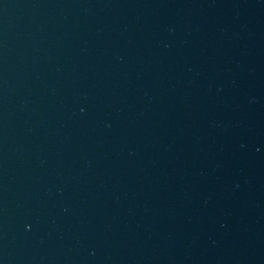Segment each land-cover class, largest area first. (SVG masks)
<instances>
[{
    "label": "water",
    "instance_id": "water-1",
    "mask_svg": "<svg viewBox=\"0 0 264 264\" xmlns=\"http://www.w3.org/2000/svg\"><path fill=\"white\" fill-rule=\"evenodd\" d=\"M0 264H264V0H0Z\"/></svg>",
    "mask_w": 264,
    "mask_h": 264
}]
</instances>
